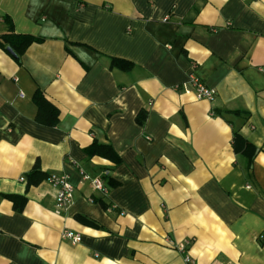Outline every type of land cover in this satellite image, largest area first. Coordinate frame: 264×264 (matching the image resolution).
<instances>
[{
	"label": "crops",
	"instance_id": "obj_1",
	"mask_svg": "<svg viewBox=\"0 0 264 264\" xmlns=\"http://www.w3.org/2000/svg\"><path fill=\"white\" fill-rule=\"evenodd\" d=\"M10 34L42 41L13 58L0 38V195L25 198L0 196V264H264V0H0ZM52 174L74 188L60 214Z\"/></svg>",
	"mask_w": 264,
	"mask_h": 264
},
{
	"label": "trees",
	"instance_id": "obj_2",
	"mask_svg": "<svg viewBox=\"0 0 264 264\" xmlns=\"http://www.w3.org/2000/svg\"><path fill=\"white\" fill-rule=\"evenodd\" d=\"M0 38L3 40L2 46L9 47L10 49H12V51L15 53L17 57L21 56L25 52L26 48H28V46H30L32 43H37L42 41V39L40 38H34L28 35H15V34L3 35ZM111 67L127 72L131 69L132 65L122 60L112 59ZM33 100L35 105L38 107L36 122L44 126H50V127L55 126L58 122L57 110L52 105H50L39 92H37L34 95ZM144 119H145L144 114L138 116L137 118L138 124L141 125ZM233 143H234L235 152H241L243 155L248 156V158H251L248 152L249 149H252L251 146L247 143L243 144L242 139L236 134H234ZM86 153L89 156H94V155L103 156L104 158L114 162L115 164L119 162L118 158L115 156V154L113 153L110 147L97 146L95 144H92L91 147L86 150ZM38 176L39 175L37 170L32 171L27 177L29 181V185H36ZM0 196L12 202L14 209L16 211H21L25 203L24 197H18L13 195H0ZM91 226H96V225H91Z\"/></svg>",
	"mask_w": 264,
	"mask_h": 264
},
{
	"label": "built area",
	"instance_id": "obj_3",
	"mask_svg": "<svg viewBox=\"0 0 264 264\" xmlns=\"http://www.w3.org/2000/svg\"><path fill=\"white\" fill-rule=\"evenodd\" d=\"M182 88L186 92L192 91L197 101L212 102L216 96V92L213 89L206 87L203 83H201L193 76L190 77L189 82L187 84H184ZM81 175L84 181L89 182L94 191L100 192L102 194H107V189L103 186L99 178H90L82 172ZM22 180L23 179H21V181ZM47 181L57 191L55 199V213L60 214L71 204L74 196V188L65 176L52 174L48 176ZM61 237L62 239L67 240L72 244H77L80 242V235L70 231H63ZM178 250L180 252H183L185 250V247L183 245H180L178 247ZM184 262L186 264H192L188 256H184Z\"/></svg>",
	"mask_w": 264,
	"mask_h": 264
},
{
	"label": "water",
	"instance_id": "obj_4",
	"mask_svg": "<svg viewBox=\"0 0 264 264\" xmlns=\"http://www.w3.org/2000/svg\"><path fill=\"white\" fill-rule=\"evenodd\" d=\"M6 51L13 57V58H17V56L15 55V53L12 51V49H10L9 47L6 48Z\"/></svg>",
	"mask_w": 264,
	"mask_h": 264
}]
</instances>
